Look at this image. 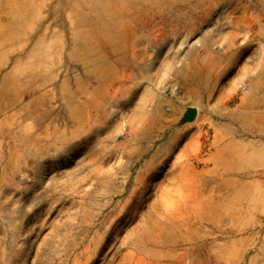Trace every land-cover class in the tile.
Masks as SVG:
<instances>
[{
  "label": "rangeland",
  "instance_id": "rangeland-1",
  "mask_svg": "<svg viewBox=\"0 0 264 264\" xmlns=\"http://www.w3.org/2000/svg\"><path fill=\"white\" fill-rule=\"evenodd\" d=\"M0 228V264H264V0H0Z\"/></svg>",
  "mask_w": 264,
  "mask_h": 264
},
{
  "label": "bare ground",
  "instance_id": "bare-ground-1",
  "mask_svg": "<svg viewBox=\"0 0 264 264\" xmlns=\"http://www.w3.org/2000/svg\"><path fill=\"white\" fill-rule=\"evenodd\" d=\"M181 52V51H180ZM143 78H144V76H143ZM138 81V80H137ZM143 82H144V80H143ZM142 84V83H141ZM141 84H139V85H141ZM146 84V83H145ZM145 84H143V86H145ZM130 87V86H129ZM138 87H140V86H138ZM131 88V87H130ZM128 89V88H127ZM138 89H140V88H138ZM121 90V89H120ZM129 90V89H128ZM148 90H149V88H148ZM119 91V90H118ZM121 93V92H120ZM141 93V92H140ZM139 93V94H140ZM148 93H149V91H148ZM129 94V93H128ZM147 94V93H146ZM120 95V94H119ZM148 95V94H147ZM145 96V95H144ZM140 97V96H139ZM122 98H124V97H122ZM143 98V97H142ZM119 100V99H118ZM117 100V101H118ZM139 100V99H138ZM144 100V99H143ZM114 101V103H115V99L113 100ZM134 101H135V99H134ZM127 101H122V100H119L118 102H116L115 104H114V106L115 107H117L119 104H123V103H126ZM148 102V101H147ZM119 103V104H118ZM131 103H133V102H131ZM130 103V104H131ZM142 103V102H141ZM113 104V103H112ZM145 105V104H144ZM125 106V105H124ZM139 107V106H138ZM121 108V107H120ZM113 110V109H112ZM122 110V109H121ZM124 111V110H123ZM122 111V112H123ZM111 112V111H110ZM122 112H121V114H122ZM113 115V114H112ZM123 115H124V113H123ZM107 116H108V114H107ZM117 116V115H116ZM121 116V115H120ZM117 118V117H116ZM119 118V117H118ZM102 119H105V118H102ZM101 119V120H102ZM118 120V119H117ZM119 120H121V118H119ZM99 121V120H98ZM117 122V121H116ZM190 122V121H189ZM95 123V121L93 122V124ZM115 123V122H114ZM108 123H106V125H107ZM101 126L102 125H94L93 127H92V129H91V132H90V130H89V132L87 133V135L85 136H83V137H81V139H85V138H87V137H91V136H93L95 133L97 134L99 131H100V128H101ZM114 126H115V124H114ZM116 127V126H115ZM109 131V130H108ZM68 144H66V146H67ZM82 146V140L81 141H77V142H73V143H71L67 148H64V150L65 151H79V150H81V148H83V147H81ZM65 147V146H64ZM63 150V149H62ZM63 150V151H64ZM82 151V150H81ZM59 154V153H58ZM68 155V154H67ZM69 156V155H68ZM65 157V156H64ZM63 158V157H62ZM65 159V158H64ZM65 161V160H64ZM163 161V160H162ZM162 161H160V163L162 162ZM45 161H42V163L40 164V166H41V169H45V163H44ZM162 165V164H161ZM158 167H160V165L158 166ZM159 171V170H158ZM9 187V186H8ZM8 187H7V189H8ZM4 190V189H3ZM39 197V196H38ZM37 197V198H38ZM36 198V199H37ZM34 201V200H33ZM129 210V207H124V210L122 209L121 210V213H120V217H118V218H124L125 216L124 215H126V213H127V211ZM130 211V210H129ZM122 215L124 216V217H122ZM117 219V218H116ZM116 219L115 220H113V218H111V220H107L108 222H106V224L108 225L107 226V229H106V232H105V235L103 236V239L99 242V246H98V250L99 251H103V253H105V251H106V248H107V246H109V250L107 251V252H109L110 251V253L113 251V249H111V248H113V247H111V245H108L109 244V238H110V236H112L111 235V233H112V231H115V230H112V229H114V225L116 224ZM122 223V222H121ZM118 225V224H117ZM117 225H116V227H117ZM1 229V228H0ZM30 244V243H29ZM113 245V244H112ZM29 245H28V243H27V245H26V247L25 248H27ZM29 248V247H28ZM106 252V253H107Z\"/></svg>",
  "mask_w": 264,
  "mask_h": 264
}]
</instances>
